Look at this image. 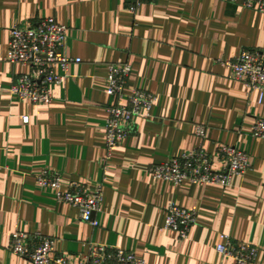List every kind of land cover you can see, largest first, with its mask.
<instances>
[{
	"label": "crops",
	"instance_id": "obj_1",
	"mask_svg": "<svg viewBox=\"0 0 264 264\" xmlns=\"http://www.w3.org/2000/svg\"><path fill=\"white\" fill-rule=\"evenodd\" d=\"M130 0H0V264H32L10 249L15 232L53 238L76 263L92 245L120 248L145 264H235L218 253L223 236L258 249L264 264V95L231 78L224 65L243 51L264 54V15L242 0H153L136 11ZM55 18L69 28L62 53L82 63L51 88L53 102H22L11 93L30 68L6 58L10 31ZM111 64H129L126 93L153 94L150 114L105 159ZM61 74L60 70H57ZM28 118V122H24ZM197 126H205L200 138ZM203 148L218 165L219 148L250 156L251 168L229 187L156 179L150 170ZM45 170L63 188H103L99 227L37 185ZM170 204L198 214L189 236L165 231Z\"/></svg>",
	"mask_w": 264,
	"mask_h": 264
},
{
	"label": "built area",
	"instance_id": "obj_2",
	"mask_svg": "<svg viewBox=\"0 0 264 264\" xmlns=\"http://www.w3.org/2000/svg\"><path fill=\"white\" fill-rule=\"evenodd\" d=\"M133 1L132 11L144 2ZM236 2L237 0H226ZM242 7L264 15V0H242ZM69 28L55 18L39 21L29 28L14 26L10 31L7 62L30 68V73L19 76L11 88V93L22 102L37 105H49L53 102L51 88L63 84L68 78L72 65L82 63L81 59L70 58L62 53ZM232 72L231 78L244 84L250 90L264 95V54L259 51H243L234 60L225 62ZM61 71V74L57 73ZM129 64H111L107 77V94L113 99L108 107L105 126L107 164L114 149L134 131L135 117L150 114L156 103V97L148 92L133 90L127 94L125 89L131 75ZM28 122V118H24ZM200 138L206 135L205 126H197ZM255 138L264 139V119H257L252 128ZM251 168L250 156L237 148L222 146L219 148L218 165L201 146L192 151L173 157L163 164L154 166L150 172L156 179L175 185L191 183L194 185H216L227 188L235 176H243ZM37 185L56 192L57 200L74 206L80 212L81 220L92 227H99L95 216L103 205V188L89 189L79 183H71L63 188L59 173L45 170L36 178ZM165 231L176 232L181 240L188 238L191 228L197 223L195 210L170 204L166 208ZM11 251L32 264H145V261L133 253L120 248L92 245L88 253L76 263L55 251L53 238L15 232L11 236ZM219 254L235 261V264H254L258 249L254 246L234 242L229 236H223V243L217 247Z\"/></svg>",
	"mask_w": 264,
	"mask_h": 264
}]
</instances>
